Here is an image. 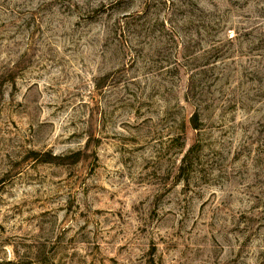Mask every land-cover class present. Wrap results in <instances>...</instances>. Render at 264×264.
<instances>
[{"label": "rangeland", "instance_id": "1", "mask_svg": "<svg viewBox=\"0 0 264 264\" xmlns=\"http://www.w3.org/2000/svg\"><path fill=\"white\" fill-rule=\"evenodd\" d=\"M0 264H264V0H0Z\"/></svg>", "mask_w": 264, "mask_h": 264}, {"label": "trees", "instance_id": "2", "mask_svg": "<svg viewBox=\"0 0 264 264\" xmlns=\"http://www.w3.org/2000/svg\"><path fill=\"white\" fill-rule=\"evenodd\" d=\"M193 122H194V119H193ZM52 160L53 159H52L51 155L45 154L44 162L50 163V162H53Z\"/></svg>", "mask_w": 264, "mask_h": 264}]
</instances>
